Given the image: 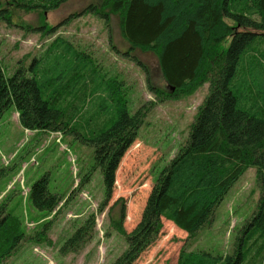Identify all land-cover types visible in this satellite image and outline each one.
Segmentation results:
<instances>
[{"label":"trees","instance_id":"trees-1","mask_svg":"<svg viewBox=\"0 0 264 264\" xmlns=\"http://www.w3.org/2000/svg\"><path fill=\"white\" fill-rule=\"evenodd\" d=\"M66 1L0 0V22H10L12 9L42 14ZM98 1L97 11L87 6L84 13L108 28L110 17H115L128 52L155 57L165 85L161 99L188 96L208 84L186 140L159 170L134 229L124 232L122 206L107 210L108 226L125 245L110 264H133L157 240L162 221L182 231L188 243L212 222L224 196L250 168L259 195L254 212L238 230L231 255L186 251L182 246L176 264H264V0ZM35 30L52 31L44 26ZM146 84L151 93L162 96L147 79ZM10 108L24 130L58 133L92 148L90 167L79 186L99 171L103 198L97 213H103L119 160L135 141L147 110L129 114L122 83L102 75L88 54L60 37L8 77L0 66V119ZM47 186L43 175L29 186L27 201L33 211L53 217L62 197ZM50 224L40 223V230L28 236L7 202H0V264L25 241L46 239ZM94 228L91 214L62 242L59 255L80 252Z\"/></svg>","mask_w":264,"mask_h":264},{"label":"rangeland","instance_id":"rangeland-1","mask_svg":"<svg viewBox=\"0 0 264 264\" xmlns=\"http://www.w3.org/2000/svg\"><path fill=\"white\" fill-rule=\"evenodd\" d=\"M99 5L98 0H67L42 14L12 9L10 22H0V66L5 77L19 64L27 65L31 58L39 57L54 38L60 37L88 54L102 75L122 83L129 114L139 108L147 110L135 141L119 160L111 198L101 214L97 213L103 198L99 171L79 186L90 167L92 148L58 133L24 130L12 108L2 115L0 202H7L26 235L34 236L40 223L49 221L51 228L46 239L25 241L1 264H110L125 245L122 237L108 226L107 210L111 206L118 211L122 206L124 232L129 234L134 229L159 170L186 140L197 108L207 94L208 84L204 83L188 96L161 99L165 85L155 57L137 50L128 52L115 17H110L108 28L98 17L84 13L87 6L97 11ZM41 26L51 33L38 34L35 29ZM146 79L162 96L147 89ZM43 175L48 177L49 192L62 197L53 217L33 211L27 201L29 186ZM258 195L254 169H247L215 209L212 222L193 239L184 243L186 235L162 221L157 240L133 264H176L182 246L186 251L231 255L238 230L254 212ZM91 214L95 219L91 241L77 254L59 255L62 242Z\"/></svg>","mask_w":264,"mask_h":264}]
</instances>
